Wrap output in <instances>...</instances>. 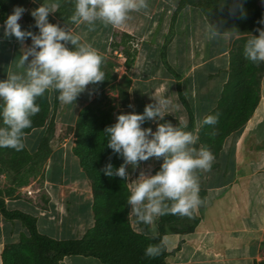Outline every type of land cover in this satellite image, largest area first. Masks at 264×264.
Segmentation results:
<instances>
[{
    "label": "crops",
    "instance_id": "1",
    "mask_svg": "<svg viewBox=\"0 0 264 264\" xmlns=\"http://www.w3.org/2000/svg\"><path fill=\"white\" fill-rule=\"evenodd\" d=\"M33 2L35 7L29 9L31 19L20 17L0 24V90L15 96L25 85L43 86L48 91L50 117L55 113L56 133L43 168L31 182L17 186L11 174L23 175L32 163L18 173L14 168L8 172L0 162V192L9 210L38 219L42 235L56 240H81L95 225V198L92 182L74 153L75 132L68 129L76 127L84 108L96 98L92 82L96 62L71 61L68 28L62 48L60 101L55 111L53 49L59 37V22L54 13L61 0ZM196 12L192 7L181 12L179 19L184 15V24L179 26L182 22L178 19L167 55L168 64L181 76L183 93L195 116L194 132H199L217 109L230 81L231 49L235 38L241 36L216 33L204 14L201 12L199 17ZM138 59L139 53L129 71L140 68L138 74L144 76L146 71L147 75L144 80L133 78L131 101L125 113L131 140L126 135L121 138L127 157V178L135 184L131 188L133 209L149 218L148 213L172 194H181V200L189 203L195 220L193 229L186 233L168 230L163 235L164 245L172 253L167 264H264V101L239 129L245 130L244 137L230 144L239 130L228 136L218 157L202 154V148L194 144L192 151L187 150L184 138L182 163L169 171L165 192L158 169L176 157L177 136L163 142L151 115L156 111L160 117L175 120L178 134L188 126L190 115L179 98L177 81L163 61ZM123 114L116 112V133ZM46 129L47 124L25 134L22 141L16 140L17 148L22 146L35 156ZM7 136L0 126V146ZM1 152L2 148L0 159ZM200 193H204L202 203ZM173 222L176 224L177 220ZM151 224H156V220H151ZM24 234L28 232L19 221L11 222L0 215V264H4V253L17 247ZM61 264L103 263L92 257L71 256Z\"/></svg>",
    "mask_w": 264,
    "mask_h": 264
},
{
    "label": "trees",
    "instance_id": "2",
    "mask_svg": "<svg viewBox=\"0 0 264 264\" xmlns=\"http://www.w3.org/2000/svg\"><path fill=\"white\" fill-rule=\"evenodd\" d=\"M29 1L32 0H0V24L15 21L8 17L10 4H23ZM34 1L43 3L45 0ZM93 4L91 0H61L54 13L59 22V37L53 49L56 60L55 111L61 94L62 48L67 38L66 30L76 26L91 10ZM187 7L199 9L216 33H232L238 36L264 34L262 32L264 10L259 7L257 0H179L171 18L170 33L160 49V54L165 68L177 81L178 95L189 112L190 122L188 126L181 128L176 138V157L158 169L165 192L169 171L182 163L183 140L196 129L194 113L182 90L181 76L170 67L167 55L168 47L175 36L179 15ZM136 42V37L130 33L114 31L112 34L110 48L123 55L127 70L135 65L138 57ZM99 56L95 55L96 60ZM235 63L237 74H230V81L223 91L217 109L207 117L200 130L210 129V135L220 147L228 136L250 120L259 104L251 79L256 71L253 56L247 52H240L234 59ZM50 115L48 91L39 84L23 86L14 96L12 104L5 106L0 113V126L8 134L0 149L9 145L13 138L22 141L25 134L47 124L46 133L35 156L22 146L17 150L12 165L16 172L20 173L31 163L32 169L36 165L43 168L57 127L55 113L51 117ZM68 131L75 132L77 141L74 153L92 182L95 225L81 240H56L47 237L39 232L36 217L22 211L9 210L3 192H0V215L11 222L19 221L28 232V235H22L17 247L10 248L4 253V264H61L66 257L71 256L92 257L103 264H167L166 259L172 253H169L164 245L163 235L168 230L179 231L170 225L176 220V211L170 210L172 208L170 205L162 203L160 231L154 239L136 234L131 229L126 216L133 194L127 180L126 154L120 146L118 147L114 138L116 134L114 116H106L105 112L93 113L88 106L80 114L76 127L69 128ZM203 198L204 193H200L199 203L203 202ZM165 225L170 226L169 229H165ZM153 240H157L159 245L152 243Z\"/></svg>",
    "mask_w": 264,
    "mask_h": 264
},
{
    "label": "rangeland",
    "instance_id": "3",
    "mask_svg": "<svg viewBox=\"0 0 264 264\" xmlns=\"http://www.w3.org/2000/svg\"><path fill=\"white\" fill-rule=\"evenodd\" d=\"M33 1L34 0L23 4H10L8 13L9 19L17 20L20 17H24V20L31 19L32 10L29 9L35 7ZM91 1L94 2L91 10L77 23L76 26L68 30V52L71 61L72 59H78L77 61H98L92 79L94 90L97 94L96 98L88 106L93 113L101 114V112H105L106 116H114V118L116 117V112H124V120L123 122L119 121V130H117V138H115L118 147L120 146L124 151L121 144L122 135H126V137L131 140L128 132L129 125L125 117L126 108L131 101L130 87L133 78L139 77L144 80V76L147 75V72L145 71V75L143 76L142 74H138L140 68H136L134 71L126 69L124 66L123 55L110 48L112 34L114 31H121L130 33L136 37V44L139 50V62L162 61L160 49L170 33L171 18L177 9L179 0ZM257 2L264 10V0H257ZM196 11L200 17L201 11L199 9H196ZM184 19V15L181 16L179 23L180 21L182 23H180L179 26L184 24ZM185 36L189 37V34L186 33ZM236 36L237 35H234V37ZM263 41L264 34L262 33L248 34L237 37V39L235 38L231 49L232 63L230 74L233 73L236 75L238 72L237 64H234V59L240 54V52H247L253 56L256 71L251 76V79L253 80V86L257 98H259V102L261 100L264 101L262 98L264 97ZM95 55H100L97 60ZM92 58H94V60H92ZM13 98L14 93L0 90V113L5 106L10 104V101H13ZM153 112L155 113H152L151 115L152 123L153 125H156L161 140H163V142L172 141L178 136V124L173 119L160 117L156 111ZM244 131V129H241L237 133H234L232 139L229 140L228 143H237L238 138H242V132ZM245 133L246 136L249 132ZM210 134V129L188 134L185 137L187 140L185 143L186 149H191V146L194 144L196 148H202V154H211L212 156L218 157L221 147L214 141ZM217 137H219V135ZM16 140L17 138H13L11 143L6 145L1 152V165L8 172L11 171L15 159L14 157L19 149L17 148ZM237 147L238 146H236V148ZM190 154L192 153L190 152ZM216 165L218 166L219 164L217 163ZM40 168L41 167L38 165L34 169L31 168L23 175L10 173L11 180L18 182L17 186L31 182L34 178H37L38 170ZM41 181L39 184H42ZM128 185L130 189L135 186L133 182L129 183V181ZM159 202L161 201L159 200ZM162 203L170 205V207H172L170 210L176 211L175 218L177 222L176 224L173 222V224L171 223L170 225L184 233L191 230L195 222L194 215L191 211L190 205H188L189 203L181 200V194H172L164 198ZM162 203L160 207H157L156 205L155 209L148 213L149 218L146 214H141L140 211H135L131 203L126 219L129 221L130 227L134 233L153 239L159 234ZM151 220H153V222L156 220V224H151L150 226ZM169 227L166 225L164 226L165 229H169ZM152 243L159 245L157 240H153Z\"/></svg>",
    "mask_w": 264,
    "mask_h": 264
}]
</instances>
